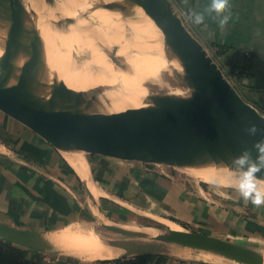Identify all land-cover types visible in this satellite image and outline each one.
I'll use <instances>...</instances> for the list:
<instances>
[{
	"label": "water",
	"instance_id": "obj_1",
	"mask_svg": "<svg viewBox=\"0 0 264 264\" xmlns=\"http://www.w3.org/2000/svg\"><path fill=\"white\" fill-rule=\"evenodd\" d=\"M45 2L52 6L56 3L55 0ZM130 5L143 8L161 29L165 46L182 64L183 74L179 77L192 90L191 96L165 93L169 105L164 106L148 95V105L142 108L119 114L95 112L96 89L73 90L57 74L50 72L45 43L36 25V12L28 10L24 0H0V45L5 48L0 58V112L63 157L64 152L87 154L89 158L84 157L89 163L96 161L102 165L173 175L179 169L230 167L233 157L245 149L252 152L254 159L253 145L264 138V113L229 81L222 61L211 56L208 42L188 21L177 1L102 3V7L127 18L131 16ZM73 24L75 21L70 18L54 22L58 28ZM189 27L196 29L203 42ZM182 112H188L192 117L185 119L180 115ZM186 120L190 122L185 124ZM251 125L261 130L255 136L247 132ZM257 176L264 181V172ZM220 188L232 190L231 187ZM102 200L99 207L106 216ZM103 226L131 238L109 242L113 247L126 250L127 253L118 260L150 256L171 258L167 254L187 259L166 247L175 245L239 264H264L260 252L217 236L167 231L149 243H142L134 240L139 237L133 232L119 226ZM42 233L0 223L1 240L26 249L69 257L27 244Z\"/></svg>",
	"mask_w": 264,
	"mask_h": 264
},
{
	"label": "crops",
	"instance_id": "obj_2",
	"mask_svg": "<svg viewBox=\"0 0 264 264\" xmlns=\"http://www.w3.org/2000/svg\"><path fill=\"white\" fill-rule=\"evenodd\" d=\"M176 1L186 15L190 8L205 11L206 27H203L200 35L221 47L217 56L224 70L232 73L236 69L248 68V74L236 81V88L264 113V0H230V19L223 29L219 27V17L206 10L207 0ZM245 79L249 83L245 84ZM8 118L0 112V223L25 229H53L43 233L47 236L79 225L71 222L72 219L79 220V216L85 212L74 198L75 192L79 191L78 177L88 195L87 205L97 219H108L99 207L100 198L105 196V206H120L127 213L126 216L129 215L127 218L134 219L135 213L144 212L152 221L166 222L167 227L183 230L177 223L152 213L153 208H157L183 221L196 232L200 230L202 234L227 239L257 252L261 247L264 250V205H254L233 190L217 189L215 191L220 193L214 195L205 191L190 195L174 180L166 179L167 176L172 178L171 175H164L166 177L163 178L146 172L142 174L140 185L145 183L143 188L161 195L160 199L166 197L170 204L160 205L148 197L151 199L149 208L139 207L116 195V190L110 191L107 185H104L107 191L102 190L96 182L91 164L87 162L86 165L80 155L77 154L79 160L74 159L80 167L79 171L65 156ZM17 141L20 144L13 147ZM65 162L75 173L67 171ZM107 165L105 171L111 172L112 176L121 169L117 165ZM200 182L231 187L229 183L214 179ZM175 187L181 191L176 193ZM13 203L18 210L12 208ZM206 259L216 264H236L208 254ZM57 261L61 262L59 256ZM164 264L207 263L196 259L170 258Z\"/></svg>",
	"mask_w": 264,
	"mask_h": 264
},
{
	"label": "bare ground",
	"instance_id": "obj_3",
	"mask_svg": "<svg viewBox=\"0 0 264 264\" xmlns=\"http://www.w3.org/2000/svg\"><path fill=\"white\" fill-rule=\"evenodd\" d=\"M123 1L61 0V4L52 9L54 7L49 8L43 0H29L28 9L35 11L38 16L36 25L45 43L46 61L50 72L57 74L58 78L73 90L96 89L98 95L93 103L98 105L108 101L110 113L107 114H119L128 109L145 107L148 105L146 100L148 95H152L156 102L167 106L169 101L159 92V89L166 85H173L177 95L191 96L192 90L180 79L179 74H173L174 70L182 71L181 62L168 47L166 48L161 29L146 15L145 10L130 5L131 16L127 18L122 17L119 12L102 7V3ZM67 18L73 19L75 24L63 28H56L50 24ZM101 20H108L114 30L95 25L96 21ZM122 38H125L128 46L127 53L119 56L113 63L100 59L106 56L109 48L117 46ZM134 46L141 47L139 51L145 53L148 60L147 69L146 67L143 69L137 63ZM4 49L3 45H0V58L4 54ZM81 55H84L87 62L82 59ZM90 64L97 68L96 74ZM119 79L122 85L110 89L111 85ZM180 115L185 119L192 117L188 112H182ZM188 122L190 121L186 120L184 123ZM64 156L80 171L72 153L64 152ZM224 169L207 167L187 168L186 170L193 176L216 178L229 182V175ZM119 227L137 234L139 239L150 240H154L167 231H184L175 227H141L139 229L127 225ZM109 242L101 240L98 235L91 232L85 233L66 228L53 232L49 237L42 233L27 244L58 254L59 251L56 248L72 243L71 253H76L75 255L83 259L99 261L114 254ZM65 249L66 247L62 246V250ZM208 255L223 259L220 256Z\"/></svg>",
	"mask_w": 264,
	"mask_h": 264
},
{
	"label": "rangeland",
	"instance_id": "obj_4",
	"mask_svg": "<svg viewBox=\"0 0 264 264\" xmlns=\"http://www.w3.org/2000/svg\"><path fill=\"white\" fill-rule=\"evenodd\" d=\"M43 1L45 2V0H43ZM55 1H56V3H55L54 6H57L58 4H61V0H55ZM24 2L26 4V6L28 7L29 0H24ZM45 4L47 6L49 5L46 2H45ZM48 7L49 8H52V5H49ZM55 8L56 7L52 8V9H55ZM121 16L123 17L122 14H121ZM114 20H116V19H114ZM59 21H61V19H59ZM117 22H119V21H117ZM50 24H52L54 27L58 28L56 25H54V22H51ZM186 24L189 26L188 23H186ZM95 25H97L99 27H103V28L108 27V28H111V29L114 30L113 26L108 22V20L96 21L95 22ZM189 28H190L191 32L198 39H200L203 42L202 38L200 37L199 33H197L196 29L194 27H189ZM164 45H165V42H164ZM132 46H133V44H132ZM134 47H135V57H136L135 59L137 60V63H139V65L143 69H145V67L147 69L148 68V65H147V61L148 60H147V57H146L145 53L139 51V48H141V47H139V46H134ZM127 52H128V46L125 43V38H122L120 40V43L117 46H115L113 48H109L108 51H107V54H105L106 56L100 57V59H103L105 61H108L110 63H113L114 61L117 60V58L119 56H123ZM114 56H116V57H114ZM211 56L215 60H218L217 59L218 58L217 56H214V55H211ZM81 57H82V59L85 62H87L86 61V58L84 57V55H81ZM90 66L93 69L94 73L96 74L97 68L94 67V66H92L91 64H90ZM173 74L174 75H176V74L182 75L183 74V71H181V72L178 71L177 72V70H174ZM61 76H63V75H61ZM63 77H65V76H63ZM53 78H54V76L52 75L51 79H53ZM119 85L120 86L122 85V81L120 79H119V81H115L111 85L110 89H115ZM234 87H237V86H234ZM159 90H160L159 92L162 93V94H165V93H175V92H177L175 90V87L173 85L172 86L171 85L170 86L169 85H166V87H164V88L161 87ZM94 110H95V112H100V113H104V114L110 113V105H109V102L106 101L105 104L104 103L103 104L100 103L98 105H95L94 106ZM27 131L29 133L33 134L29 130H27ZM33 135H35V134H33ZM77 154L78 153H72L74 159H76V160L78 159L79 160V158L77 157ZM79 155H80L81 158L84 159L85 164L87 162L89 163V161L86 159V158H89V156L87 154H84V155L78 154V156ZM90 164H91L92 170H94V175H99L100 173L102 174V171H105L106 167L108 166V165L99 164L96 161H95V163H93V164L90 163ZM112 169H114V167ZM222 169H224V168H222ZM132 173H133V175L136 178H137V176H139L138 175L139 174L138 172H135L134 171ZM150 173L155 174L157 177H160L161 176V177L165 178L167 176V175L164 176L162 174H158V173H154V172H150ZM188 173L189 172L187 170H185V169L184 170H182V169L180 170L179 169V170H176L175 173L170 176L172 178H168L169 176H167L166 179L174 180L177 184H179L180 186H182L185 189L183 191H185L186 193H189L190 195H199L200 193H203V191H205L206 193L208 192V193L214 195L215 193L216 194L220 193L219 191H215V190L221 189L220 187H227V186H224L223 184L220 185V184H215V183H212V182H204V183H207V184H212V185H205V184H203V183L200 182L201 180L203 181V180H206V179H212V180L214 179V180H217V181H223L224 183H229L228 181H225V180H222V179L206 178V177H201V176H193L191 173H189V174ZM134 179L135 178H133V180ZM146 180H148V179H146ZM140 182H141V180L139 178L136 181L137 187H142L143 185H145V183H143V185L141 186L140 185L141 184ZM261 183L264 184V182H262V181H261ZM98 185L101 187V189H103L104 191H107V189H106V187L104 185H100V184H98ZM214 185H217V186H214ZM218 186H220V187H218ZM78 188H79V191L75 192L74 198H75L76 202L79 203L81 209H84L85 212H84V214H81L79 216V220H76V219H72L71 220V222H77V223H80L81 224V225L79 224V225L74 226V227H70L74 231H82V232H85V233L91 232V233H93L95 235H98L101 240L106 241V242L107 241H117V242L120 241V242H123V241H126V240H130L131 238H125V237H123L121 235H118L116 233H113L111 231H108L107 229H105V227L103 225H107V224L114 225V226L127 225V226L133 227L134 229H139L141 227H167L165 225L166 222L164 224H161L159 222L152 221L151 219H149V218L146 217V215L144 214V212H139L138 214L135 213L134 214V217H133L134 219H133L132 222H128L127 221V217L129 215L128 216L122 215L120 217V219H114V218H109V217H107L109 220L108 219H103V218L97 219L93 215L92 211L89 209V207L87 205V202L86 201H87V196L88 195H87V192L85 190V187H84L83 183L80 184ZM145 189H146V187H145ZM232 190L235 191V192H237V193H239L235 188H232ZM119 194H122V190L118 191V193L116 195L120 196ZM101 198H105V196H103ZM152 211H153L152 213H154V214L157 213L156 215L162 216L164 218H167V219H169V220L177 223L184 231H187V232H196L194 228H191V227L187 226L186 223H184L183 221H181V220L179 221V220H177L176 218H174L171 215L165 214L164 212H160V210L157 209V208H153ZM17 228L22 229V227H17ZM161 229H165V228H161ZM28 230L33 231V232L34 231L35 232H45V231H48V230L49 231H52L53 229L47 228L46 230L43 231L42 229L37 230V229L31 228V229H28ZM197 232L202 234L203 231L198 230ZM134 240L135 241L142 242V243H149V242L153 241V240H150V239H134ZM62 246H65L66 249L65 250H62ZM62 246L60 245L58 248H56V250L59 251L58 254L59 255H67V256H69L68 258L71 261H73V262L76 261V264H102L103 261H116V260L120 259L123 255H125L127 253L126 250L119 249V248H116V247H113L112 246V248H113L112 251H113L114 254H112L109 258L104 259V260H99V261H90V260L83 259V258L75 255L76 253H71V251H72V243H69L67 245H62ZM76 246L79 248L78 245H76ZM166 247L168 249L176 252V253L185 255V257L187 259H189V258L190 259H196V260L202 261V262L207 263V264H216V263H212L210 261H208L209 263L207 262V259H206L207 253L199 252V251L191 252V250H188V249H185V248H181V247H178V246H175V245H169V246H166ZM80 248H82V247H80ZM75 250H77V249H75ZM259 252H260V254L262 256H264V250L262 249V247L259 249ZM42 253H44L45 255H51V253H49V252H42ZM187 253H189L190 256L187 255ZM167 255L170 256L173 259L178 258L177 256H175L173 254L172 255L171 254H167ZM185 257H182V258H185ZM44 260L46 262H52V258L49 257V256L44 257ZM227 261H230V260H227ZM71 264H73V263H71Z\"/></svg>",
	"mask_w": 264,
	"mask_h": 264
},
{
	"label": "trees",
	"instance_id": "obj_5",
	"mask_svg": "<svg viewBox=\"0 0 264 264\" xmlns=\"http://www.w3.org/2000/svg\"><path fill=\"white\" fill-rule=\"evenodd\" d=\"M194 26L197 29V31L201 33L205 25L201 24V25H194ZM204 38L206 39L210 47H215L220 51L221 47L219 45H216L215 43H211L205 36ZM219 51L217 52V55H219ZM13 144H14L13 145L14 147L15 145L17 146L20 143H18L17 141V142H14ZM64 167L70 173H75L74 170L68 165L67 162L64 163ZM120 168H121L120 171H118L115 176H112L111 172L102 171V174L100 173L99 175H95L96 181L100 182L102 185H107L110 188V191L116 190L118 192L122 190V194L120 196L128 200L130 203L137 205L139 207H142L145 209L149 208L151 199L152 201L156 203L159 202L160 205L168 206L169 199H167L166 197L160 199L159 196L161 195H157L150 189H145L143 187H137L136 181L139 178L140 180H143L142 174H146L145 171H140L138 174L139 176H137L136 178L132 173L134 171L136 172V170H132L126 167H120ZM132 177L135 179L133 180ZM77 179L79 180V184H82L78 177ZM174 191H176L177 193L181 191V189L179 187H175ZM148 197H150L151 199H149ZM102 201H103V207H104L107 217L114 218V219H120L122 215L124 216L127 215V213H125V211H123L120 206L114 204L113 207L107 208L105 206L107 203L106 199H103ZM12 208L14 210L19 209L18 206L15 205V203L12 204ZM21 212H24V211H21ZM127 221L132 222L133 219L127 218ZM47 256L52 258L53 263L46 262L44 260V257H47ZM57 258H58L57 255H53V254L45 255L44 253L40 251L26 249L22 246H19L14 243L0 239V264H71V263L76 264V261L73 262L67 257H60L61 262H58ZM169 260H170L169 257L150 256V257H138V258L130 259V260L105 261V262H102V264H164Z\"/></svg>",
	"mask_w": 264,
	"mask_h": 264
},
{
	"label": "clouds",
	"instance_id": "obj_6",
	"mask_svg": "<svg viewBox=\"0 0 264 264\" xmlns=\"http://www.w3.org/2000/svg\"><path fill=\"white\" fill-rule=\"evenodd\" d=\"M230 0H207L206 10L214 12L219 17V27L223 29L230 19ZM188 21L194 25L205 23V11L190 8L187 10ZM247 84L249 81L244 80ZM256 125H251L247 132L251 136L257 134ZM256 155L253 159L252 152L245 149L233 157L230 167H226L229 175V186L234 187L245 200H250L254 205H264V184L261 183L258 173L264 172V138L254 145Z\"/></svg>",
	"mask_w": 264,
	"mask_h": 264
},
{
	"label": "built area",
	"instance_id": "obj_7",
	"mask_svg": "<svg viewBox=\"0 0 264 264\" xmlns=\"http://www.w3.org/2000/svg\"><path fill=\"white\" fill-rule=\"evenodd\" d=\"M219 50L215 47H210L209 48V52L211 55L217 56V52ZM218 57V56H217ZM219 60V57L217 58ZM226 72V75H228L229 81L236 86L237 83L236 81L238 80V78L242 77V76H246L248 74V68H244V69H236L235 71H233L232 73L224 70Z\"/></svg>",
	"mask_w": 264,
	"mask_h": 264
}]
</instances>
